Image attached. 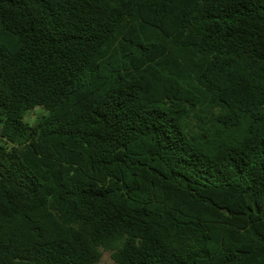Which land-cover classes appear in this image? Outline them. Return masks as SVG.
Masks as SVG:
<instances>
[{
  "label": "trees",
  "instance_id": "16d2710c",
  "mask_svg": "<svg viewBox=\"0 0 264 264\" xmlns=\"http://www.w3.org/2000/svg\"><path fill=\"white\" fill-rule=\"evenodd\" d=\"M102 249L264 264V0H0V264Z\"/></svg>",
  "mask_w": 264,
  "mask_h": 264
},
{
  "label": "rangeland",
  "instance_id": "374dc122",
  "mask_svg": "<svg viewBox=\"0 0 264 264\" xmlns=\"http://www.w3.org/2000/svg\"><path fill=\"white\" fill-rule=\"evenodd\" d=\"M46 111L41 108V107H36L28 112H26L25 119L30 123V124H35L39 117L44 114ZM102 257L98 264H115V261L112 256V251L110 250H105L102 249Z\"/></svg>",
  "mask_w": 264,
  "mask_h": 264
}]
</instances>
